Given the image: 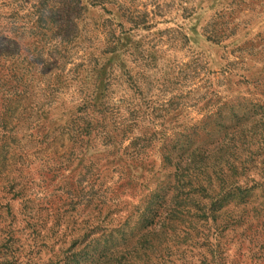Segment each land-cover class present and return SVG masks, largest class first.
<instances>
[{"label":"rangeland","instance_id":"1","mask_svg":"<svg viewBox=\"0 0 264 264\" xmlns=\"http://www.w3.org/2000/svg\"><path fill=\"white\" fill-rule=\"evenodd\" d=\"M33 1L0 0V17L15 10L22 26ZM130 4L150 26L129 29L117 17L127 32L112 71L84 66L109 56L96 25L112 14L83 1L86 19L77 12L70 19L62 4L57 28L16 42L33 51L32 89L30 103H1L17 112L0 131V264H53L86 227L124 222L144 187L166 174L162 137L213 110L212 99L264 102V0ZM136 137L148 139L136 144L141 149L131 147ZM237 248L229 242V259L253 264L235 261Z\"/></svg>","mask_w":264,"mask_h":264},{"label":"trees","instance_id":"2","mask_svg":"<svg viewBox=\"0 0 264 264\" xmlns=\"http://www.w3.org/2000/svg\"><path fill=\"white\" fill-rule=\"evenodd\" d=\"M81 1L112 14L96 25L103 38L100 52L109 56L101 63L87 60L90 71L116 66L121 34L127 32L117 17L129 29L150 26L148 14L133 9L132 0H34L30 22L18 25L15 10L0 17V131L8 130L17 112L2 101L14 97L30 103L33 51L24 54L16 42L27 32L43 36L57 28L55 10L62 4L70 19L73 12L83 15ZM211 103L213 110L201 119L162 137L160 164L166 174L144 187L127 219L86 227L77 245L53 264H234L227 255L233 241L235 261L245 257L264 264V102L219 97ZM147 140L136 137L131 147L141 149L136 144ZM136 149L131 152L138 163L134 173L142 163Z\"/></svg>","mask_w":264,"mask_h":264}]
</instances>
